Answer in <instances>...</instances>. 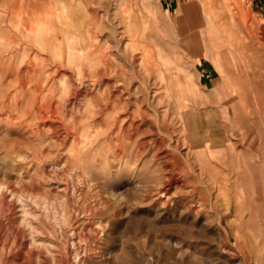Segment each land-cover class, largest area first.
Wrapping results in <instances>:
<instances>
[{
	"label": "rangeland",
	"instance_id": "1",
	"mask_svg": "<svg viewBox=\"0 0 264 264\" xmlns=\"http://www.w3.org/2000/svg\"><path fill=\"white\" fill-rule=\"evenodd\" d=\"M238 1L249 24L255 11L264 17V0ZM182 35L160 0H0V264H244L241 183L207 139L233 89L264 92V50L253 76L224 73L208 93ZM106 83L128 101L117 119ZM99 103L109 108L98 114ZM128 110L139 129L119 130ZM256 136L247 235L249 259L264 264V120ZM229 138L240 143L234 163H245L246 140Z\"/></svg>",
	"mask_w": 264,
	"mask_h": 264
},
{
	"label": "bare ground",
	"instance_id": "2",
	"mask_svg": "<svg viewBox=\"0 0 264 264\" xmlns=\"http://www.w3.org/2000/svg\"><path fill=\"white\" fill-rule=\"evenodd\" d=\"M57 1V0H56ZM52 2V1H51ZM228 2V1H227ZM230 2V1H229ZM225 3L223 5L224 7H227L228 10L231 12L230 15L232 17V21L233 22H241L244 26H246V28L248 30H252L253 27H255L256 21L255 18L252 17V22L251 24L248 23V21L245 19L246 18V9L240 4V2L238 0H236V5H231L230 3ZM54 6V2H52ZM59 3V2H58ZM63 3V2H62ZM61 3V4H62ZM80 3V2H79ZM60 4V3H59ZM58 4V5H59ZM46 5V4H45ZM50 5V2H49ZM74 7V6H73ZM48 8V7H47ZM54 9V7H52ZM64 9H67V6L63 7ZM52 9V10H53ZM57 9V8H56ZM237 9V10H235ZM46 11V10H45ZM49 11V10H48ZM55 11V10H54ZM58 11V10H57ZM55 11V12H57ZM61 12V11H60ZM58 13V12H57ZM60 13H58L57 18L59 16ZM97 13H94V15H96ZM55 16V15H54ZM62 16V15H61ZM60 17V16H59ZM56 18V19H57ZM55 19V18H54ZM60 19V18H59ZM65 19V18H64ZM95 20V19H94ZM60 21L63 22V20L60 19ZM55 23V22H53ZM56 23L58 24V20L56 21ZM60 24V23H59ZM62 24V23H61ZM64 24V23H63ZM66 24V23H65ZM91 24L93 25V23L91 22ZM54 25V24H53ZM31 28L33 29V25H31ZM53 28V27H52ZM60 28V27H57ZM57 32L59 31V33L61 32L59 29H57ZM65 28V27H64ZM67 28V26H66ZM93 28V27H92ZM62 29V28H61ZM53 31L55 30L52 29ZM65 30V29H64ZM52 31V32H53ZM90 31V30H89ZM56 32V33H57ZM65 32V31H64ZM57 33V35L59 34ZM53 34V33H52ZM55 34V33H54ZM54 34L52 36H54ZM90 34V33H89ZM255 35V34H254ZM59 36V35H58ZM66 36V34H65ZM18 37V36H17ZM61 37V35L59 36ZM57 38V37H56ZM63 38V37H62ZM99 38V37H98ZM58 39V38H57ZM61 39V38H60ZM58 39V40H60ZM86 40V39H85ZM62 41V40H61ZM216 41V40H215ZM212 42L213 44V48L214 51H209L207 53H205V56L208 57L209 59H211L212 61H214L216 63V65L218 66V68H220V71H223L221 74L224 73H228V72H248L250 75L253 76V73L256 71V66L255 64L257 63V60H255L257 57L255 51H262L264 50V42L262 41V43L260 41H258V46H255L254 44L249 45V46H245V48H251L252 52L254 53L255 57L253 58L254 64L252 67L248 66V65H240L238 61V55L235 54L233 52L232 47L227 44L226 42H223V46L220 44L219 46L217 44H215L216 42ZM242 41V42H241ZM95 42V41H94ZM102 42V41H101ZM229 42H231L229 40ZM235 43H233V47L238 48L239 45H244L246 44L244 40H236L234 41ZM93 43V42H92ZM240 43H244V44H240ZM92 45V44H91ZM101 45V44H100ZM126 45V44H125ZM105 46V45H104ZM103 46V47H104ZM123 46V45H122ZM238 46V47H237ZM217 47V48H216ZM243 47V46H242ZM68 48V47H67ZM102 48V47H101ZM106 48V46H105ZM219 48V49H218ZM68 50V49H67ZM102 50V49H101ZM95 52V51H94ZM98 52V51H97ZM107 52V51H106ZM96 53V52H95ZM94 53V54H95ZM104 53V52H103ZM102 53V54H103ZM93 55V53H91ZM99 54V52H98ZM96 53V55H98ZM188 54V53H187ZM186 55V54H185ZM36 56V55H35ZM33 56V57H35ZM87 56V55H86ZM175 56V55H174ZM90 57V56H89ZM99 57V56H97ZM144 57V55H143ZM67 58V57H66ZM35 59V58H34ZM72 59V58H71ZM94 60V59H93ZM68 61V60H67ZM73 62V61H72ZM71 62V64H73ZM94 62V61H93ZM103 63L100 64H104L103 66L97 68V75H102L105 76L107 74L108 71V67L106 65V61H104V59L102 60ZM37 64V63H34ZM68 64V63H67ZM70 64V63H69ZM38 65V64H37ZM154 66V65H153ZM234 67V68H233ZM35 68V67H34ZM114 68V67H113ZM81 69V67H80ZM79 69V71H80ZM223 69V70H222ZM123 71V70H122ZM170 71H172V73H175L176 69H170ZM74 72V71H73ZM32 73V72H31ZM44 73V72H43ZM40 74V73H39ZM30 77V76H29ZM46 77V76H45ZM47 78V77H46ZM178 79H180L179 81L182 82V79L180 76L177 77ZM33 78H31L32 80ZM35 79V78H34ZM47 80V79H46ZM34 81V80H33ZM38 81V80H37ZM44 81V80H43ZM82 81V80H81ZM46 82V81H45ZM51 82V81H50ZM114 83V82H113ZM185 83V82H184ZM186 86H188L189 88V84L185 83ZM31 85V84H30ZM41 85V84H40ZM43 85V84H42ZM103 85V84H102ZM106 85L109 87V93L111 95H114L113 100L114 105L111 107V114L116 113L115 118L117 119V114L121 113V110L125 109L128 105V101L124 102L123 105L118 101L120 99V96H122L121 94H116L114 89H113V84L111 83H106ZM75 86V85H74ZM38 89V88H37ZM167 92L170 96V102L171 100L174 101V103H177L178 101L175 98V91H173L172 88L170 87H166ZM41 90V89H39ZM235 92L234 95H228L229 98H227L224 103H222V105L224 106L223 109H226L227 113H226V118H223V120L221 121H211V123H209V128L212 129L213 127H218V129L221 130L220 133H211L207 139V142L209 143L208 146L209 148L212 146H221L220 151L219 152V156L218 158H220L222 160V163L224 165H226L227 163L231 162V166L232 168L237 172V179L236 182L237 183H241L240 186V190L239 192L236 194V196L234 197V199L236 200L235 202V206H236V210L237 213L240 217V228L237 229L238 232V238L241 242V249L245 258V262L244 264H263L260 262H254L252 263V260L249 259V256L252 257L253 253H254V249L252 248V246L249 244V236L247 235V231H248V227L251 224V222L253 223L255 221L256 218V213L255 211L253 212L252 207L254 208L255 206H257L256 204L258 203V201H256L257 203L255 204V190H254V186H252L253 183V176H254V166H255V160L257 158V154H256V133H258L259 130V123L260 121L264 120V92L262 91H257L255 90V88H250L247 87V90H243V88H237V89H233ZM122 91V90H121ZM50 92V91H49ZM48 92V93H49ZM45 93V92H44ZM43 93V94H44ZM51 94V93H50ZM43 97V96H41ZM82 97V96H80ZM47 98V97H46ZM41 99V98H39ZM42 101V99H41ZM82 101V100H81ZM40 103V101H39ZM42 104V103H40ZM45 104V103H44ZM228 106V108H227ZM54 108H56L54 106ZM106 108L108 109L109 107L107 105H102V103H99L98 105V109L97 111H95L96 113H103V111L106 110ZM53 109V108H52ZM35 110V109H34ZM219 110L221 111V109L219 108ZM43 111V110H42ZM146 111V110H145ZM137 112H141V108L138 106ZM136 111L130 112L129 110L126 112V114L122 113V117H121V123L119 126V130H123L124 129V125L128 123V128L134 127L136 129H139L142 126V120L138 119V114ZM143 113V112H142ZM34 114V113H33ZM47 115V114H46ZM109 115V114H108ZM121 115V114H120ZM108 118V117H107ZM220 122V123H218ZM164 124V123H163ZM162 125V123H161ZM186 125V124H185ZM110 126L112 127V124H110ZM109 126V128H111ZM84 127V126H83ZM185 128V126H184ZM106 131V130H105ZM144 131V130H143ZM104 133V132H103ZM229 134H231V136H238L241 135L243 137L244 140H246L247 142V146L246 148L249 149V157L247 159V161L243 164L234 163L235 158H238V155L240 154V152H237V148L238 145L240 143L237 142H232L229 138ZM124 137V135H123ZM129 137V136H128ZM80 138V137H79ZM172 138V137H171ZM178 141V140H177ZM162 142V141H160ZM242 142V141H241ZM118 144V143H117ZM185 144V143H184ZM77 145V143H76ZM78 146V145H77ZM187 146V145H186ZM162 146H159V149H161ZM171 148V147H170ZM258 148V146H257ZM213 153V152H212ZM231 157H229V156ZM215 156V155H212ZM164 157H166L164 155ZM216 157V156H215ZM229 157V158H228ZM135 176V175H134ZM83 178V177H82ZM176 181V180H175ZM238 190V189H237ZM164 194V193H163ZM167 195V194H166ZM211 195V194H210ZM230 200H232V197L228 198V202H229V208L231 206V202ZM211 201V200H210ZM254 204V206H253ZM234 206V208H235ZM250 208V210H249ZM261 208V206H260ZM249 210V212H248ZM262 210V209H261ZM247 211V212H246ZM264 211V210H263ZM257 212V211H256ZM259 212V210H258ZM223 217V216H222ZM258 218L260 219V217L258 216ZM261 223H263L261 221ZM249 232V231H248ZM228 236V234H227ZM262 239V235L261 238L259 237L258 241ZM261 244V243H260ZM264 246V242L262 243L261 247Z\"/></svg>",
	"mask_w": 264,
	"mask_h": 264
},
{
	"label": "crops",
	"instance_id": "3",
	"mask_svg": "<svg viewBox=\"0 0 264 264\" xmlns=\"http://www.w3.org/2000/svg\"><path fill=\"white\" fill-rule=\"evenodd\" d=\"M160 2L168 13L175 15L178 24L182 25V31L185 35H182L181 38L186 41L187 47H189V49L186 47L185 54L195 70L198 81L208 93L222 83L225 84L224 77L216 63L205 56V53L214 51V43H212L214 39L216 40L215 44L218 42V46L220 44L223 46V42L229 44L233 52L238 55L239 59L236 61L240 65L253 66L255 55L251 48L248 49L245 46L252 44L258 46L257 40L259 38L264 40V17H260L258 12L255 11L254 16L255 28L248 30L241 22L232 21L231 12L227 7L223 5L213 6L210 0H160ZM216 7H220L221 10H214ZM200 12L203 14L202 17L198 16ZM200 26L202 35L195 31ZM236 40H244L246 44L240 43L244 45H239L238 48L233 47ZM228 74L226 82L235 80L236 76L232 72H228ZM229 85L234 87L236 83Z\"/></svg>",
	"mask_w": 264,
	"mask_h": 264
}]
</instances>
